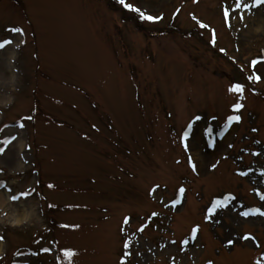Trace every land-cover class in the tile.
<instances>
[{
	"label": "rangeland",
	"instance_id": "obj_1",
	"mask_svg": "<svg viewBox=\"0 0 264 264\" xmlns=\"http://www.w3.org/2000/svg\"><path fill=\"white\" fill-rule=\"evenodd\" d=\"M125 2L163 19L120 0H0V194L18 197L0 207V264L24 250L17 264H58L55 249L62 264H264V215H243L264 212V5ZM232 122L209 153L206 138ZM193 132L211 158L196 172Z\"/></svg>",
	"mask_w": 264,
	"mask_h": 264
},
{
	"label": "bare ground",
	"instance_id": "obj_2",
	"mask_svg": "<svg viewBox=\"0 0 264 264\" xmlns=\"http://www.w3.org/2000/svg\"><path fill=\"white\" fill-rule=\"evenodd\" d=\"M250 17H248V14L245 15V20H244V29L242 30L243 33L245 34H251L250 32L252 31V28L253 27V24L252 23H255V22H252V20L249 19ZM263 20V21H262ZM262 20L258 21L256 24V29L260 30L262 28V26L264 25V18H262ZM251 28V30H250ZM254 29H255V26H254ZM7 55L8 57V60L10 61V64L8 65V69L6 68V72L3 74L4 76V79L12 84L14 80H16V69L11 66V63L16 59L17 57V51H16V47L14 45H11L10 47L7 48V50L4 52L3 56L4 55ZM0 79H2L0 77ZM197 132V131H196ZM194 132V134L192 135L191 139H189V146H188V149H190V154L192 156L191 159L194 160V162L198 163V167L201 169L203 167H205L206 165H208L209 167V164L211 163V158H209L210 156H206L202 153L201 151V147H204L203 144H202V140L200 138V135H197V133ZM219 144L217 143L215 146V149L214 151H216L217 149V146ZM26 147H24L23 145H21L19 147V152H22ZM211 153V151L209 152ZM208 153V155H209ZM22 156V154H20V157ZM8 197H6L5 195L3 194H0V207H3L5 206L6 202H8ZM29 218V214L27 213H24L22 215V218H20L19 222L23 223L26 219ZM3 245H0V248L2 247ZM3 251V248L0 249V255Z\"/></svg>",
	"mask_w": 264,
	"mask_h": 264
},
{
	"label": "snow or ice",
	"instance_id": "obj_3",
	"mask_svg": "<svg viewBox=\"0 0 264 264\" xmlns=\"http://www.w3.org/2000/svg\"><path fill=\"white\" fill-rule=\"evenodd\" d=\"M120 3L123 4V6L125 8H128L129 10L133 11V12H136L140 15V17L144 20H147V21H153V22H156L157 20L159 19H163V17H154V16H151V15H146L144 12H142L139 8H136L134 7L133 5L131 4H128L125 2V0H120ZM255 4H256V7H259L261 5H264V0H255ZM240 5L238 4L237 7H239ZM247 9L250 11L253 7L252 4H248L246 5ZM224 14L225 16H229L230 13L228 11V9L226 8L224 10ZM241 19H243V14H241ZM201 27H207V25H204V24H201ZM12 32H17V33H22L23 30L21 28H12L11 29ZM11 43V41H4L2 43H0V48H4L7 44ZM260 64V61L257 60V61H253V67L255 68L256 65ZM262 67H264V65H262ZM249 79H255L256 81H258L260 79V76H256V77H249ZM232 92H239V93H243L244 91V88L242 85L240 84H237L235 86H233L231 89H230ZM235 108L236 110H240L241 108H243V105L242 104H236L235 105ZM26 119H32V117H27ZM231 120L233 121H239L241 118L240 116H233V117H230ZM25 125L23 123L20 124V127L23 128ZM0 154H2V150H0ZM192 167L193 169L196 168V164L193 163L192 164ZM183 189H181V193H183ZM262 199H264V196L261 197ZM13 199H18V197H13ZM220 202L217 201V204H219ZM257 212L260 214V215H264V212H259V210H257ZM243 215L247 216L248 213H243ZM144 229L141 228L140 231H143ZM196 231H199V229L197 228ZM3 237H0V240H2ZM244 239H249L248 236H245ZM252 239H255L254 237H252ZM47 251V250H46ZM64 255L66 257L69 258V260H71L72 257H74L76 255V253L74 251H71V250H66L64 252Z\"/></svg>",
	"mask_w": 264,
	"mask_h": 264
}]
</instances>
